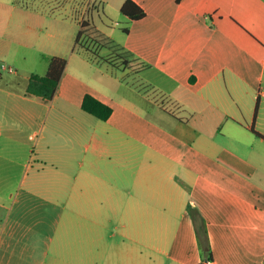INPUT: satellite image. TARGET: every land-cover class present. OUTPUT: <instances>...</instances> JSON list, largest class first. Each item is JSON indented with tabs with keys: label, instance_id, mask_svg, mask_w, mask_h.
I'll return each mask as SVG.
<instances>
[{
	"label": "crops",
	"instance_id": "1",
	"mask_svg": "<svg viewBox=\"0 0 264 264\" xmlns=\"http://www.w3.org/2000/svg\"><path fill=\"white\" fill-rule=\"evenodd\" d=\"M79 1L80 29L91 19L150 69L89 60L76 31L63 48L40 10L0 0V62L67 59L51 101L17 72L0 83V264H202L189 207L211 264H264V0H130L139 21L128 0Z\"/></svg>",
	"mask_w": 264,
	"mask_h": 264
},
{
	"label": "trees",
	"instance_id": "2",
	"mask_svg": "<svg viewBox=\"0 0 264 264\" xmlns=\"http://www.w3.org/2000/svg\"><path fill=\"white\" fill-rule=\"evenodd\" d=\"M122 13L127 16L131 21H139L145 18V12L139 8L134 2L128 0L122 6ZM88 23H82L81 29L78 32L76 38V47L88 57L89 60H100L107 62L117 71L131 70L134 77L150 69V66L141 62L138 58L134 56L131 52L122 48L120 45L116 44L114 41L110 40L103 33L98 32V36L101 41L95 39V43L100 46L103 51H106V55H102L99 52L93 51L91 48L82 44L83 30L84 27H88ZM97 34V33H96ZM116 52V53H115ZM118 54V59L113 58V55ZM67 66V59L60 57H53L49 60L48 72L46 76L40 77L37 75H32L27 86V92L31 95L40 97L44 100L51 101L54 99L58 87L60 85L61 79L63 77L64 71ZM2 71H0V83L2 82L3 76ZM133 86L142 88L137 81L132 83ZM82 109L88 114L94 116L101 121H107L112 115V109L97 100L91 95H86L82 103ZM190 216L193 220L196 234L198 237L199 247L202 252L204 261L202 264H211L214 262L212 246L208 236L207 224L199 211L193 207L188 209Z\"/></svg>",
	"mask_w": 264,
	"mask_h": 264
},
{
	"label": "rangeland",
	"instance_id": "3",
	"mask_svg": "<svg viewBox=\"0 0 264 264\" xmlns=\"http://www.w3.org/2000/svg\"><path fill=\"white\" fill-rule=\"evenodd\" d=\"M36 1H38L39 3H36ZM20 2H21V4H19V5L23 6L24 8L28 9L29 11H32V9L35 7L36 9L40 10L39 12H41L42 14L45 15L44 19H42V22L44 21L45 34H46V32L49 33V30L50 31H52L53 29L58 30V33L61 34V36L59 38V42L57 40H53L55 43H58L59 46L64 48L68 44L73 42L72 41L73 40V33L75 31L78 33L80 30V26H79V24H77V22L79 20L78 19V16H79L78 13H80L82 11L79 8L82 6V3L79 0H77V8H78L77 11L78 12L73 7V5L69 4V0H59V1L58 0H20ZM15 5H18V4H15ZM92 5L94 6L95 11L100 10L99 14H100L103 22L106 24V26H109L108 28L110 31L115 29L118 32H120L122 27H125V23L120 21L119 19H116V17H114L113 13H112V15H110L109 18L103 17V15H104L103 10H102L103 5L99 1H94V3ZM95 14H96V12H95ZM119 17H121V16L119 15ZM30 18L31 17L29 16V19ZM116 22L119 23L118 26L115 25ZM83 23H85V24L88 23L90 25H88V27H86V28L84 27L82 44H85L86 46L91 48L93 51L95 50L96 52H99L102 55H106L107 52L103 51L100 48V46H98L95 43V39H98L99 41H101V40L98 36L97 30H95V29H97V27L94 24V22L92 23L91 19H89V20L87 19ZM97 24L101 29H104V28L106 29L105 25H103L100 21ZM14 36L16 37V35H14ZM15 37H12L14 40V44H13L14 49L19 44L16 42L17 39H15ZM21 39L25 40L27 43H31L30 38L27 39L26 37L21 36ZM32 48H33V46H30L28 49L32 50ZM34 53H35V55L36 54L39 55L38 51H35V52L33 51V55H34ZM117 57H118V54L113 55V58L118 59ZM44 58L46 59L45 55H44ZM15 59H17L16 65L0 62V66L4 65L8 69L11 68L15 72H17V78L20 79V84H24L25 83L24 79L27 77H31L32 75H38V76L44 77V76H46V74L48 72V67L46 68L45 66H43V67H41L39 65L38 66H33V65L28 66L29 62H23L20 59L19 54L15 55ZM1 73L3 76V79H2L3 81L7 80L10 77L8 72L2 71Z\"/></svg>",
	"mask_w": 264,
	"mask_h": 264
},
{
	"label": "built area",
	"instance_id": "4",
	"mask_svg": "<svg viewBox=\"0 0 264 264\" xmlns=\"http://www.w3.org/2000/svg\"><path fill=\"white\" fill-rule=\"evenodd\" d=\"M0 71H8L9 73H15V71L13 69H8L6 66L1 65L0 66Z\"/></svg>",
	"mask_w": 264,
	"mask_h": 264
}]
</instances>
